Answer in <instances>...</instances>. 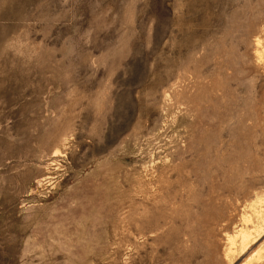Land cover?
<instances>
[{
	"label": "rangeland",
	"instance_id": "rangeland-1",
	"mask_svg": "<svg viewBox=\"0 0 264 264\" xmlns=\"http://www.w3.org/2000/svg\"><path fill=\"white\" fill-rule=\"evenodd\" d=\"M259 214L264 0H0V264H264Z\"/></svg>",
	"mask_w": 264,
	"mask_h": 264
},
{
	"label": "bare ground",
	"instance_id": "bare-ground-1",
	"mask_svg": "<svg viewBox=\"0 0 264 264\" xmlns=\"http://www.w3.org/2000/svg\"><path fill=\"white\" fill-rule=\"evenodd\" d=\"M258 43H259V40H258ZM261 53V52H260ZM55 155V154H54ZM258 217L262 220V221H264V217H263V215L262 214H259L258 215ZM261 225H258V227H260ZM262 234H263V232H262ZM250 235H251V233H249L248 231H246V230H240V231H238V235H237V237H239V240H240V244L242 245V249H245L246 247H248L249 245H251L250 244V242H251V239H250ZM236 247V246H235ZM264 248V246H261V247H259L258 249H255V250H253L254 251V253L252 254V256H254V255H259L260 254V252H261V250ZM249 250H250V248H249ZM242 252V251H241ZM244 252H246V251H244ZM251 256V257H252ZM247 264V263H246Z\"/></svg>",
	"mask_w": 264,
	"mask_h": 264
}]
</instances>
